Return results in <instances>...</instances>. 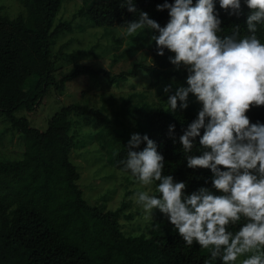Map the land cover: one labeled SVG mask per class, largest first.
I'll use <instances>...</instances> for the list:
<instances>
[{
  "label": "trees",
  "instance_id": "trees-1",
  "mask_svg": "<svg viewBox=\"0 0 264 264\" xmlns=\"http://www.w3.org/2000/svg\"><path fill=\"white\" fill-rule=\"evenodd\" d=\"M64 1L23 0L26 14L16 18L3 14L0 5V116L10 123L12 130L20 133L21 142L25 144L17 158L0 156V264H205L210 260V249L196 242L187 246L162 213L153 221L149 234H127L121 223L127 204L117 209H104L90 203L78 183L81 171L71 157L74 149L94 137L91 129L83 127L94 119L101 137L107 130L114 143L120 144L112 149L109 157L116 168L123 171L120 161L127 159L126 145L130 135L147 134L157 142L158 151L164 156V174L185 181L188 193L202 186L210 187V182L205 184L211 176L210 170L187 168L178 141L181 129L195 119L196 109L178 108L171 112L166 95L163 103L145 104L136 109L143 117L137 118L134 130L121 127L119 117H101L100 109H87L80 104L64 106L57 111L44 130L33 126L27 116L17 114L22 108L33 112L53 87L64 90L69 81L82 74L100 73L90 65L77 62L73 73L59 81L56 79L55 45L64 32L72 29L71 22L55 25ZM125 2L97 0L85 6L81 13L88 16L89 24L94 27L126 28L125 21L138 19L139 11L149 13L161 26L168 20L167 10H156V5L164 0H134L138 9L135 14L119 6ZM216 7L219 9L218 0ZM247 11L245 8V15L237 19L220 10L223 32L218 35H231L237 24L241 37L247 35ZM257 37L264 43V26H258ZM150 49L153 63H136L131 72L118 76H111L107 70H103L104 74L115 83L143 69L157 78L158 85L163 74L167 85L172 83L174 73L168 70L173 66L167 59L171 53L166 50L165 56H158L155 43ZM78 54L80 52L74 56ZM176 86L173 84V89ZM126 112L128 110L124 109L121 113ZM246 115L250 123H264V106L253 105ZM170 124L175 125V144L168 135ZM143 147L142 144L141 150ZM197 148L193 152L200 155ZM123 172L133 176L130 171ZM154 183L157 186L159 182ZM243 223L242 218L237 225L230 224L228 230L236 232ZM211 264H222V261L217 259Z\"/></svg>",
  "mask_w": 264,
  "mask_h": 264
},
{
  "label": "clouds",
  "instance_id": "clouds-1",
  "mask_svg": "<svg viewBox=\"0 0 264 264\" xmlns=\"http://www.w3.org/2000/svg\"><path fill=\"white\" fill-rule=\"evenodd\" d=\"M218 3L219 9L216 0H164L156 5L159 12L167 10L163 26L145 11H139L138 19L125 21L126 36L147 30L156 54L163 57L167 50L174 70L186 72L184 84L173 89V78L163 92L171 112L186 110L190 96L200 104L178 141L187 168L210 170L205 184L211 186L188 193L185 181L164 174V156L147 134L130 135L127 159L120 164L141 186L159 182V196L137 191L130 199L149 216L159 210L187 246L196 242L210 249L205 264L217 259L233 264L246 253L253 254L243 264H264V123H250L246 115L253 105L264 106V43L257 37L258 26H264V0ZM119 6L133 14L138 11L134 0ZM245 8L248 34L241 37L237 24L231 35L219 36L220 10L239 19ZM168 135L175 144L174 124L168 126ZM242 218L245 223L238 231L228 230Z\"/></svg>",
  "mask_w": 264,
  "mask_h": 264
},
{
  "label": "rangeland",
  "instance_id": "rangeland-1",
  "mask_svg": "<svg viewBox=\"0 0 264 264\" xmlns=\"http://www.w3.org/2000/svg\"><path fill=\"white\" fill-rule=\"evenodd\" d=\"M97 0H66L55 19V25L60 22H71L72 29L64 32L57 40L54 52L57 56L55 77L59 81L75 70L76 63L90 65L99 74H82L69 81L65 89L53 87L42 103L33 111L20 109L17 114L27 116L31 124L42 130L49 125L51 117L64 106L80 104L87 109L90 107L100 109L99 115L115 119L119 117L121 127L130 130L136 128L137 118L143 117L137 108L145 104L156 106L165 102L167 94L163 87L167 85L162 75V82L156 83L147 70L139 69L138 74L129 76L127 80L121 78L112 83L103 70H107L111 76H118L123 72H131L136 63H153V53L149 43L151 33L138 30L137 33L126 36V28L120 26H91L88 16L81 11ZM3 14L16 18L20 14H26L23 0H0ZM123 37V41H120ZM142 45L143 47H138ZM138 47V48H136ZM135 49V50H134ZM78 54L76 57L74 54ZM174 73L176 85L184 84L186 72L170 68ZM34 77L30 78V83ZM158 82V81H157ZM200 104L190 96L189 107L186 110L196 109ZM124 109L126 113H121ZM121 113V114H120ZM120 114V115H119ZM91 119V118H90ZM94 121V122H93ZM83 127L91 129L94 137L84 146H78L71 153V157L81 171L78 181L85 192L86 199L92 204H98L104 209H117L126 205L121 216V223L127 234H149L153 221L161 214L154 210L153 216H149L144 209L136 203L133 197L137 191H146L150 195L159 196L156 184L141 186V182L130 174H125L115 167L109 157L115 144L112 135L104 130L103 136L97 132L98 126L95 120ZM18 131L11 129L10 123L0 116V156L1 158H17L25 149L24 142ZM90 138V135L86 133ZM263 251V250H262ZM253 253H246L237 258L234 264H243V260Z\"/></svg>",
  "mask_w": 264,
  "mask_h": 264
}]
</instances>
